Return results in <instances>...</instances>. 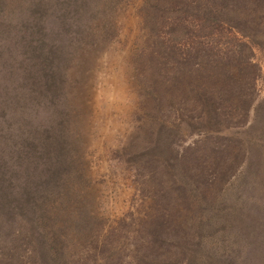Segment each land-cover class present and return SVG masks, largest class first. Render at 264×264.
<instances>
[{
	"label": "rangeland",
	"instance_id": "1",
	"mask_svg": "<svg viewBox=\"0 0 264 264\" xmlns=\"http://www.w3.org/2000/svg\"><path fill=\"white\" fill-rule=\"evenodd\" d=\"M142 1L111 5L98 22L105 38L74 52L57 96L23 101L18 120L0 111V200L5 189L19 195L16 212L0 226V264H34L36 250L52 241V228L62 234L57 244L78 260L98 264L118 257L127 264L136 234L161 211L141 168L147 146L144 105L131 65L143 44L137 12ZM252 52L258 71L246 116L218 128H212L214 119L207 122L208 117L196 127L184 124L180 140L166 153L173 157L194 148L204 153L214 139L240 147L232 163L224 164L219 180L223 195L212 196L214 211L228 204V212L204 226L226 233L234 243L221 253L227 264H264V42L254 44ZM8 65L4 62L1 68L13 85L16 68ZM22 83L18 70V86ZM191 142L192 148L185 147ZM194 215L182 212L179 217Z\"/></svg>",
	"mask_w": 264,
	"mask_h": 264
},
{
	"label": "trees",
	"instance_id": "2",
	"mask_svg": "<svg viewBox=\"0 0 264 264\" xmlns=\"http://www.w3.org/2000/svg\"><path fill=\"white\" fill-rule=\"evenodd\" d=\"M116 1L0 0V111L18 120L23 101L57 96L74 52L105 38L98 22ZM137 12L144 37L131 65L144 105L147 146L141 168L161 211L154 212L147 219L150 224L136 234L127 264H227L221 253L234 243L226 233L204 226L228 212V204H219L214 211L212 196L223 195L219 180L224 164L232 163L242 152L240 147L214 139L204 153L196 148L173 157L166 153L175 139L180 140L184 124L196 127L208 117L207 122L214 119L212 128H218L246 116L258 71L252 46L264 42V0H143ZM4 62L16 68L13 85L4 78ZM229 112L234 114L225 115ZM18 197L11 190L2 193L0 226L16 212ZM195 206L200 211L196 219ZM182 212L195 215L180 218ZM53 229L52 241L36 250L34 264H92L66 253L57 244L61 231ZM16 250L12 245L11 251ZM98 264L124 263L115 257Z\"/></svg>",
	"mask_w": 264,
	"mask_h": 264
}]
</instances>
